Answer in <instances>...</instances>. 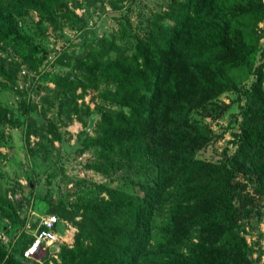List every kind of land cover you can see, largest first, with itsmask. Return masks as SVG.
Segmentation results:
<instances>
[{
	"label": "trees",
	"instance_id": "16d2710c",
	"mask_svg": "<svg viewBox=\"0 0 264 264\" xmlns=\"http://www.w3.org/2000/svg\"><path fill=\"white\" fill-rule=\"evenodd\" d=\"M57 1L0 0V43L17 38L15 13L31 9L51 19ZM262 36V0L167 1L129 62L121 59L115 87L130 110L117 112L106 130L142 180L136 192L121 190L92 206L95 216L80 223L71 246L49 247L60 254L55 264H254L239 226L253 213L249 198L241 197L232 170L196 157L211 131L193 114L213 112L218 94L248 79ZM100 64L107 74L111 61ZM6 72L0 64V77ZM253 76L232 162L264 192V78ZM166 203L172 209L161 217ZM64 211L50 214L62 221ZM23 237L11 247L0 240V264H20L32 234Z\"/></svg>",
	"mask_w": 264,
	"mask_h": 264
},
{
	"label": "rangeland",
	"instance_id": "374dc122",
	"mask_svg": "<svg viewBox=\"0 0 264 264\" xmlns=\"http://www.w3.org/2000/svg\"><path fill=\"white\" fill-rule=\"evenodd\" d=\"M167 1L58 0L52 3L51 19L40 18L31 9L13 15L17 38L0 43V64L7 71L0 80L8 86L0 87L3 243L15 246L24 234L29 240L39 216L63 208L66 237L63 234L57 245L71 246L80 223L95 216L92 206L103 207L121 190L137 191V181L142 180L138 167L107 140L106 130L113 129L110 123L116 113L130 110L116 92L114 76L121 75V59L129 62L137 40L149 34ZM259 43L248 79L236 90L218 94L213 112L200 109L193 114L211 131V139L196 157L232 170L241 197L249 198L246 206L253 213L241 218L239 226L254 264H264V192L232 158L245 91L253 73L264 78V36ZM100 60L111 61L107 74ZM171 209V203H166L159 215L165 217ZM19 260L20 264H55L60 254L45 252Z\"/></svg>",
	"mask_w": 264,
	"mask_h": 264
},
{
	"label": "built area",
	"instance_id": "2783aa9c",
	"mask_svg": "<svg viewBox=\"0 0 264 264\" xmlns=\"http://www.w3.org/2000/svg\"><path fill=\"white\" fill-rule=\"evenodd\" d=\"M58 221L54 214L48 213L39 216L38 224L32 233V239L22 251L24 259L38 258L47 252L51 245H57L61 241L63 235L60 236L56 229Z\"/></svg>",
	"mask_w": 264,
	"mask_h": 264
},
{
	"label": "water",
	"instance_id": "95a60500",
	"mask_svg": "<svg viewBox=\"0 0 264 264\" xmlns=\"http://www.w3.org/2000/svg\"><path fill=\"white\" fill-rule=\"evenodd\" d=\"M56 229H57V232L58 234L61 236L64 234V231H65V225L62 221H58L57 224H56ZM54 248H56L55 245H52L50 246V249L51 250H54Z\"/></svg>",
	"mask_w": 264,
	"mask_h": 264
}]
</instances>
